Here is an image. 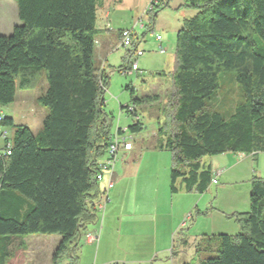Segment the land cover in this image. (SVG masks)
<instances>
[{
    "label": "trees",
    "instance_id": "16d2710c",
    "mask_svg": "<svg viewBox=\"0 0 264 264\" xmlns=\"http://www.w3.org/2000/svg\"><path fill=\"white\" fill-rule=\"evenodd\" d=\"M14 2L19 23L0 34V107L43 71L46 86L36 100L47 113L36 133L4 115L0 121L13 128L10 154L0 148V264L11 255L9 235L32 233L59 236L51 256V264H59L95 219L101 193L97 160L113 129V116L103 109L108 75L99 74L94 59L102 0ZM183 2L194 14L176 32L172 69L160 72L169 90L158 103L153 136L155 148L171 156L170 192L178 191L179 180L186 192L202 194L213 176L206 159L264 152V0ZM129 67L127 61L120 70ZM221 71L233 72L243 92L228 117L213 101ZM155 101V95L135 96L131 104ZM125 113L131 118L128 131L140 133L142 120L134 121L127 108ZM248 200L246 212L233 214L239 231L201 239L193 261L264 264V177L250 179Z\"/></svg>",
    "mask_w": 264,
    "mask_h": 264
},
{
    "label": "rangeland",
    "instance_id": "374dc122",
    "mask_svg": "<svg viewBox=\"0 0 264 264\" xmlns=\"http://www.w3.org/2000/svg\"><path fill=\"white\" fill-rule=\"evenodd\" d=\"M148 1L120 0L118 3L122 5V7L118 6V13L121 11L124 13L123 24H128L129 27L127 29L132 28L134 33L138 35L137 39L140 40L138 48L143 50V55L137 61L138 71L129 72V70H126L123 72L120 67L126 65L127 60L123 62L122 58L123 53H126V51L124 48L118 47L113 52L115 57L110 58L105 66V73L108 75V79L103 97L105 103L103 109L106 113L113 116V129H116V127L125 128L131 122V118L125 113V106L131 104L133 97L148 92V84H155L160 79L161 74L156 67L161 63L162 55L164 54L159 53L158 43L155 40L156 35L163 37L166 35L171 42L175 39V32H173L175 22L171 17L172 12L169 9H165L153 25L150 14L152 12H144V6ZM170 4L172 6V3ZM160 6L161 2L157 7ZM13 20L18 21L14 0H0V33L6 32V29L11 27ZM160 22L167 24V32L160 27ZM134 38L135 36L133 35ZM134 59L135 57H132L131 62ZM110 64H113V66L111 67ZM218 76L219 89L217 97L213 101L215 109L223 116L228 117L234 107L242 101L243 92L240 85L236 82L233 72L221 71ZM45 86L46 81L43 71H40L36 73L30 86L16 89L15 99L13 102L1 106L0 113L5 117L12 118L15 124L24 125L33 133H36L41 128L42 119L47 113V108L36 100V96ZM162 87L164 88L159 93L153 94L159 100L155 104L156 106L145 108L136 105L140 120L144 123V129L140 133L132 134L134 149L131 153L134 156L132 158L129 155L121 157V153H119L118 157L120 160L117 159L116 161V165L122 163L127 166L125 179L119 185L118 191L120 198H123L125 203L122 206L118 205L115 208L116 210L113 209L111 215L108 212L104 213L105 215L103 214L104 218L101 216L102 213L97 215V230L102 225L103 219L105 221L104 226L108 221L113 227L105 235V255L113 260L117 259V262L115 260L112 263L93 262L90 264H122L123 262L144 264L142 260L147 257L155 261L167 259L169 262L172 245L174 248L176 247L177 260L180 262L189 261L194 253V245H190L187 249L183 248L182 245L175 246L179 237L178 233L190 228L188 234L194 236V238L196 237V241L219 233H237L240 225L233 214L245 212L249 209L250 179L253 176L264 177V152L257 153L254 159L248 158V162H246L248 163L247 168L245 164H241L227 174L216 176L217 184H213L210 187L209 195L204 198L211 202L209 204L214 209V221L210 219L207 226L206 220H200L198 224L194 223L196 224L194 226L193 221L185 216L186 210H184L182 205L184 201H187L186 204L189 205V197L186 200V197H183L181 192L178 191L174 194L170 192V173L168 171L171 165L170 153L165 150L155 149L157 137L151 135V132L156 131L154 120L158 114V103L165 100V95L169 90V80ZM132 89L133 93L131 92ZM3 130H6L8 137L11 138L13 128L0 125V133ZM3 144L4 142L0 138V148ZM143 153L145 155L142 157V163L139 164L140 156ZM230 155L232 160L239 157L233 154ZM212 158L218 159L211 156L210 159ZM146 164L148 165L147 187L151 190L146 193L148 199H144L141 196L143 193L140 192L144 187L143 180L140 178L143 173L141 167ZM138 167H140L139 170H137ZM162 192L164 193L163 197L161 196ZM192 194L201 196L196 192H192ZM155 196H158V198L162 197L160 201H156L159 203L157 208H155V203L153 204ZM194 197L196 198V196ZM201 203L203 204V201ZM118 219H120V222ZM180 223H182V226ZM178 225L180 227L174 232L172 237L171 232ZM117 230H121L119 235ZM9 236H11L12 246L11 255L5 259L6 264H40L45 259L46 252L51 244H56L59 238L57 234L43 233L13 234ZM119 237L120 242H118ZM189 238L191 239V237ZM111 240L113 244H111ZM95 247L96 244H94V250ZM94 250L90 254L92 259ZM62 259L69 260L68 251H65ZM82 259L78 260V264H81ZM150 260L146 264H150ZM136 261L139 262L137 263ZM191 264H198V262L195 260Z\"/></svg>",
    "mask_w": 264,
    "mask_h": 264
},
{
    "label": "crops",
    "instance_id": "0c3cea01",
    "mask_svg": "<svg viewBox=\"0 0 264 264\" xmlns=\"http://www.w3.org/2000/svg\"><path fill=\"white\" fill-rule=\"evenodd\" d=\"M149 1H148V3H149ZM119 2H120V0H102L99 8L97 9L96 22H95V28L97 29V34H96V41H95V48H94V59H95L97 66L100 69L99 74H101L102 71L105 72V66L108 63L109 59L112 57L113 58L115 57L113 55V52L116 51L119 47L121 30L127 29L129 27L128 24H123V18H124L123 17L124 16L123 11L118 13V6L122 7V5L118 4ZM148 3H146V5L144 6V10H145ZM170 3H172L173 7L170 6L171 5ZM165 9H169L172 12L171 17L174 19V22H175L174 26H173V29H174L173 32H175V36H176V32L179 29L182 21L185 18H188L194 14V10L192 8L186 7L184 5L183 0H161V6L157 7V9L154 12L155 17L152 18V24L153 25L155 23V20L158 18V16L162 12H164ZM16 11H17V9H16ZM13 19H14V17H13ZM17 19H18V17H17ZM18 23H19V19H18V21L13 20L11 27L6 29V32L0 33V34H9L12 31L13 26L18 24ZM160 27L163 28L164 31L165 30H166V32L168 31L166 23L160 22ZM151 30H152V27H151ZM133 34H134L135 38L138 37V35L136 33H134V31H133ZM157 43H158L157 46L159 44H161L165 48V51L164 52L159 51L160 54H164V55H162V61L156 67V69H158L160 72L164 71V73H165V72L170 71L173 67L172 61H173V54H174V49H175V39L171 42L170 39H168L167 36L165 35L164 37L161 36V40L157 41ZM125 51H126V53H123V55H122L123 62L125 60L128 61V59L130 58L129 57L130 55L127 54V50H125ZM165 52H167V53L165 54ZM140 57H138V58H140ZM138 58L136 59V61L139 60ZM130 59L132 60V57ZM110 65H111V67L113 66V64H110ZM126 70H129V69L127 68V69L123 70V72ZM131 72H133V71H131ZM167 81H168L167 77L161 75L160 79L155 84H151V83L148 84V86H147L148 92H144V94H142L140 96H149V95L159 93L161 91V89L164 88L162 86L165 84V82L167 84ZM15 96H16V93H15ZM158 101H155L152 103H144V104H141L140 106L145 107V108L146 107L150 108L152 106H156L155 104ZM154 122H155V120H154ZM154 133H155L154 131L151 132V135H154ZM133 149H134V146L129 151H121L120 152L121 157L129 155V157L132 158L134 156L133 153H131L133 151ZM230 154H233L234 156L237 155L239 157H238V159L236 158L235 160H232V158L230 157L231 156ZM144 155H145V153H143V155L140 156L139 164L142 163V157H144ZM233 155H232V157H233ZM213 157H217L218 159H216V160L213 158L210 159L211 157L206 159V162L211 166V170L213 172L212 179H216V176H218V175L221 176L223 174H227L231 170L232 171L235 170L241 164H245L246 168H247L248 163H246V162H248L247 161L248 158L254 159V156L251 154L249 155V154H244V153H233V152H226V153H222L219 155H215ZM117 159L120 160L119 157ZM139 168L140 167H138L137 170H139ZM141 168L143 169V173H142L140 178L143 180V186L144 187L142 186L143 190L141 189L140 192L143 193V195H141V196L144 199H146V198L148 199V197H147L148 195L146 193L151 191L147 187L148 186V174H147L148 165L146 164L144 167H141ZM126 171H127V166H124L122 163H118L116 165V162H115L114 167H113L114 182H113V186L110 189H108V191H107L108 201L105 203L103 211L96 210L94 221L86 224V226L84 228H82L80 230V232L78 233L77 238L65 250V251H68L69 260L68 259L67 260L62 259V256L65 253V251H64L59 258V261H58L59 264H78V260H80V258H83L81 261V264H90L93 262L94 263H112L115 260L117 262V259L113 260L111 257L105 255V253H106L105 252L106 243L104 241V239L106 237L105 235L107 233H109L110 229H112L113 227L111 226L110 223H108V221H107V224H105V226H104V222H105L104 219H103L102 225L99 227V230H97L96 224L98 221L97 215L99 213H102L101 216H102V218H104V215H105L104 213L108 212L109 215H111V213H113V209L116 210L115 208L118 207V205L122 206L123 203H125L123 201V198H120V194L118 193V191H119V185H121L125 179ZM168 171H170V169ZM108 180H109V175H104L102 180L98 182L101 190H104ZM116 181H117V183L115 184ZM168 183H169V180H168ZM215 184H217V179H216ZM212 185H213V183L211 180V183H210L209 187L207 188V190L205 192H203L202 194H199L201 196H197V195H193L192 192H186L184 190V188L180 185V181L177 180V186H179L178 191L181 192L183 197H186L185 198L186 200H188V197H189V205L186 204L187 201L182 202V205L184 207V210H186L185 216L188 217V219L190 218L191 221H193V224L194 223L198 224V222L200 220H206V224L208 226V221L210 219H213V221H214V214H213L214 209L211 207V204H209L211 202L208 201L207 199H204V198H206L207 195H209L208 192H209L210 187ZM153 191L155 192V190H153ZM172 194H174V193H172ZM161 196L162 197L164 196L163 192H162ZM194 196H196V198ZM248 196H249V194H248ZM162 197L161 198H158V196L154 197L153 204L155 203V208H157V206L159 205V203H157L156 201H158V200L160 201L162 199ZM97 201H98V199L96 198V203H97ZM202 201H203V204L202 203L200 204V202H202ZM248 203H249V200H248ZM151 204H152V202H151ZM184 204H186V205H184ZM95 206H96V204H95ZM143 206H144V203H143ZM108 207H109V209H108ZM192 213H194V214H192ZM220 214H223V213H220ZM118 220L120 222V219H118ZM180 225L182 226V223H180ZM195 225L196 224H194V226ZM119 226H120V224H119ZM179 227L180 226L178 225L175 229L172 230V232H171L172 237L174 235V232ZM117 231H118V235H119V231H121V230H117ZM189 231H190V228H187V229H184L181 233H178L179 237L177 239V242L175 243V246L182 245L183 248L187 249L190 247V245H194V253L191 256V258L189 259V261H193L194 258H196V256H195V245L201 239H199V241H196V239H195L196 237L194 238V236H190L188 234ZM87 232H97L98 233V239L94 242L86 241L83 235ZM103 234H104V237H103ZM113 237L115 238V236H113ZM189 237H191V239ZM192 238H194V239L192 240ZM58 241H59V238H58ZM58 241H57V243H58ZM117 241H118V239H117ZM110 242H111V244H113L112 240ZM118 242H120V237H119ZM57 243L51 244V246L49 247V250L46 252L45 259L40 264H51V256H52V253H53ZM94 244H96L95 250H94ZM175 248L173 245L170 248V261L169 262L167 261V259L166 260L159 259V261H155L154 259L150 260L149 257L144 258L142 260V262H144V264L148 263L149 260H150V264H183V263L189 262V261L180 262L179 260H177V254H176L177 251H175ZM93 250H94V255H93V259H92L90 254H92ZM88 254H89V256H88ZM136 262L138 263L139 261H136ZM130 263L131 262H127V263L123 262L122 264H130Z\"/></svg>",
    "mask_w": 264,
    "mask_h": 264
},
{
    "label": "built area",
    "instance_id": "2783aa9c",
    "mask_svg": "<svg viewBox=\"0 0 264 264\" xmlns=\"http://www.w3.org/2000/svg\"><path fill=\"white\" fill-rule=\"evenodd\" d=\"M161 0H150L148 5L146 6L144 12L149 13L153 12L154 9L160 4ZM133 30L131 29H123L120 32V41H119V47L124 48L129 52V57H135L134 61H130V68L129 72L131 71H137V61L136 58L143 55V50L139 49L138 43L140 40L136 38V40L133 39ZM155 39L157 41L161 40L160 35H156ZM158 50L160 52H164L165 48L159 44ZM125 108L128 109V111L132 112L133 117L132 119L138 120L140 118L136 105L130 104L128 107L125 106ZM136 113L138 115H136ZM3 116L0 113V121L2 120ZM0 138L3 140L4 149L6 154H10V147L11 142L9 140V137L7 135V131L3 130L0 133ZM105 147V153L104 155L97 160V172L95 174V179L97 182L101 181L104 175H109V180L106 184V187L104 190H101V193L98 196V201L96 203V210L103 211L105 203L108 201L107 191L113 186V167L114 164L118 158V155L121 151H129L133 148V136L128 131V125L125 128L116 127V129H113L106 139L102 143ZM212 183H216V179H212ZM84 238L88 242H94L98 239V233L97 232H87L84 235Z\"/></svg>",
    "mask_w": 264,
    "mask_h": 264
}]
</instances>
